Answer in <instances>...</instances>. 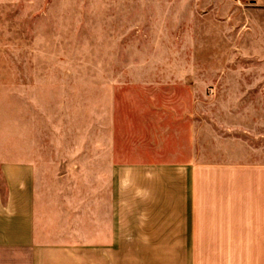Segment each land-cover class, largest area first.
Listing matches in <instances>:
<instances>
[{
  "label": "crops",
  "instance_id": "obj_1",
  "mask_svg": "<svg viewBox=\"0 0 264 264\" xmlns=\"http://www.w3.org/2000/svg\"><path fill=\"white\" fill-rule=\"evenodd\" d=\"M177 6L175 64L218 67V88L186 91L184 124L170 106L159 163L111 140L60 172L32 138L0 139L16 147L0 151V264H264V0Z\"/></svg>",
  "mask_w": 264,
  "mask_h": 264
},
{
  "label": "rangeland",
  "instance_id": "obj_2",
  "mask_svg": "<svg viewBox=\"0 0 264 264\" xmlns=\"http://www.w3.org/2000/svg\"><path fill=\"white\" fill-rule=\"evenodd\" d=\"M178 1L0 0V139L32 138L35 158L60 172L89 170L111 140L133 163L140 140L157 162L170 106L184 124L186 91L218 88V67L175 64L186 53L171 48L187 28Z\"/></svg>",
  "mask_w": 264,
  "mask_h": 264
}]
</instances>
